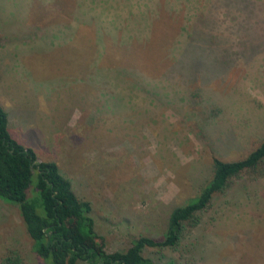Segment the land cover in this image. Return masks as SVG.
<instances>
[{
  "label": "rangeland",
  "instance_id": "obj_1",
  "mask_svg": "<svg viewBox=\"0 0 264 264\" xmlns=\"http://www.w3.org/2000/svg\"><path fill=\"white\" fill-rule=\"evenodd\" d=\"M175 3L167 9L177 15ZM158 5L0 0V107L10 133L38 161H54L90 202L108 252L161 237L171 211L211 178L214 157L239 160L264 141V49L242 43L244 15L223 26L227 51L214 69L220 62L227 69L201 75L204 85L222 84L201 92L215 109L194 98L184 71L169 75L149 65L141 44L166 42L170 32ZM133 42L140 46L130 55ZM127 59L140 67L124 74ZM9 249L24 264H46L32 250L18 206L0 200V260ZM143 256L154 264H264V178L245 174L215 196L177 249H145Z\"/></svg>",
  "mask_w": 264,
  "mask_h": 264
},
{
  "label": "trees",
  "instance_id": "obj_2",
  "mask_svg": "<svg viewBox=\"0 0 264 264\" xmlns=\"http://www.w3.org/2000/svg\"><path fill=\"white\" fill-rule=\"evenodd\" d=\"M177 1L174 11L178 15ZM156 3L167 12L170 32L164 34L166 42L151 39L150 35L151 40L141 44L152 70L165 67L169 75L184 71L191 78L188 87H194V98L200 100V105L220 109L214 99L201 92L203 87L219 90L222 84L218 87L212 81L204 85L201 75L227 69L225 62L216 63L214 69V59L226 53L223 26L228 21L235 23L236 15H244L240 37L244 46L264 49V0H183L180 3V10L186 15L183 17L167 9L169 0ZM132 45L136 47L127 51L130 55L140 46L138 42ZM127 60L122 73H127L128 67L135 71L140 67L134 59ZM182 99L185 102L186 94ZM9 125V115L0 107V200L18 206L32 250L46 264H154L143 256L145 249H177L187 232L200 224L201 214L212 207L215 196L224 194L245 174L264 178V141L239 160L214 157L211 178L192 202L171 211L161 237L142 236L125 251L108 252L95 231L90 202L78 198L54 161H38L33 149L15 140ZM0 264H24V261L17 250L9 249Z\"/></svg>",
  "mask_w": 264,
  "mask_h": 264
}]
</instances>
